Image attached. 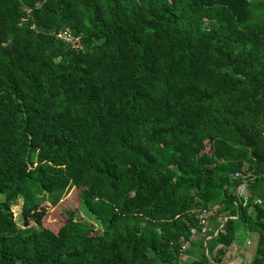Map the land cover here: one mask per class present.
<instances>
[{
    "label": "trees",
    "instance_id": "16d2710c",
    "mask_svg": "<svg viewBox=\"0 0 264 264\" xmlns=\"http://www.w3.org/2000/svg\"><path fill=\"white\" fill-rule=\"evenodd\" d=\"M240 227L264 264V0H0V264H225Z\"/></svg>",
    "mask_w": 264,
    "mask_h": 264
},
{
    "label": "rangeland",
    "instance_id": "374dc122",
    "mask_svg": "<svg viewBox=\"0 0 264 264\" xmlns=\"http://www.w3.org/2000/svg\"><path fill=\"white\" fill-rule=\"evenodd\" d=\"M74 194V191L71 190L68 192V194H66L67 197H72ZM66 199V197H65ZM21 203H22V199H19L16 200L13 204H12V207H13V212H14V219L16 221V223L18 224V226L20 227H25V219L23 217V214H22V208H21ZM46 205V208H45V211L44 210H41L39 209L38 211H34V217L32 218V220H30V222L32 224H37L38 222H41L45 227H48V228H51L53 230H56L57 229V224H56V209L54 207H52L50 204H45ZM44 212V213H42ZM79 216L82 217L83 219L89 221V222H92L94 225H97L96 224V221L94 219H92L90 216H88L83 209H80V212H79ZM240 231L238 232L237 234V243L241 244L242 245H246V238H251V240H254L255 237H257V235L255 233H249L248 231H245L243 230L242 227L239 228ZM253 244V242H251ZM239 244H235V245H232L229 247L227 253H226V256H225V264H227L226 262L227 261H231L233 258H236L237 255H239V252H241L242 249L239 248ZM247 245V249H243L245 250L246 254L244 255V261L245 262H249V259L252 257L249 253H254L255 251V247L257 246V242L255 244L254 242V245H250V243H248ZM252 249V250H251ZM244 252V253H245ZM243 253V254H244ZM252 259V258H251ZM235 261V260H234ZM228 262V263H229ZM244 262V264H246ZM236 264V263H235Z\"/></svg>",
    "mask_w": 264,
    "mask_h": 264
},
{
    "label": "built area",
    "instance_id": "2783aa9c",
    "mask_svg": "<svg viewBox=\"0 0 264 264\" xmlns=\"http://www.w3.org/2000/svg\"><path fill=\"white\" fill-rule=\"evenodd\" d=\"M57 37L65 42L77 43L78 39L68 30L61 31L57 34ZM75 43V45H77ZM233 177L237 180L236 186V195L243 202V205H246L250 202V186L253 180V175L251 173H246L244 171H237L233 174ZM254 201L261 202V199L256 198ZM220 208V205L216 204L212 208H201L193 210V213L197 216L199 220V228H192V233L196 234L198 231H201L203 234L209 233L212 223L213 214ZM211 236L208 235L206 240ZM187 245L183 247L186 249Z\"/></svg>",
    "mask_w": 264,
    "mask_h": 264
},
{
    "label": "crops",
    "instance_id": "0c3cea01",
    "mask_svg": "<svg viewBox=\"0 0 264 264\" xmlns=\"http://www.w3.org/2000/svg\"><path fill=\"white\" fill-rule=\"evenodd\" d=\"M214 225H215V223L213 224V226H214ZM239 231H240V229L238 230V232H239ZM237 234H238V233H237ZM236 241H237V240H236ZM236 241H235L232 245H235V244L237 245V244H239V243H237ZM257 241H258V237H255L254 240H251V238H249V239L246 238V243H245L246 245H242V246H241V244H239V248L242 249L241 252H239V255H237L236 258H233L230 262L227 261L226 263H227V264H235V263H236V264H244L245 261H244V258H243V257H244V255L246 254V252H245V250H243V249H247V246H249V245H247L248 243H250V245H254V242H255V244H256ZM251 242H253V244H252ZM232 245H231V246H232ZM255 248H256V247H255ZM247 250H249V249H247ZM251 250H252V249H251ZM244 252H245V253H244ZM243 253H244V254H243ZM249 254L253 257V254H254V253H249ZM185 256H186V254H185ZM252 257H251V258H252ZM251 258L249 259V262H245V263H246V264H250ZM234 260H235V261H234ZM228 262H229V263H228Z\"/></svg>",
    "mask_w": 264,
    "mask_h": 264
}]
</instances>
